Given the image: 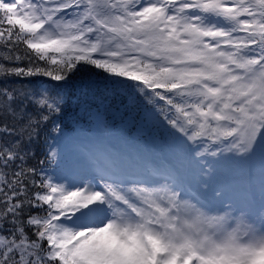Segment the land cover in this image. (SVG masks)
Listing matches in <instances>:
<instances>
[{
    "label": "snow or ice",
    "instance_id": "snow-or-ice-1",
    "mask_svg": "<svg viewBox=\"0 0 264 264\" xmlns=\"http://www.w3.org/2000/svg\"><path fill=\"white\" fill-rule=\"evenodd\" d=\"M82 74L71 135L0 87V264H264V0H0V78Z\"/></svg>",
    "mask_w": 264,
    "mask_h": 264
},
{
    "label": "trees",
    "instance_id": "trees-1",
    "mask_svg": "<svg viewBox=\"0 0 264 264\" xmlns=\"http://www.w3.org/2000/svg\"><path fill=\"white\" fill-rule=\"evenodd\" d=\"M42 63V62H41ZM39 78L40 83H45V86H48L49 88L54 89V92H56V95H59L63 98V107L62 112L58 118V122L63 123L64 116L69 115V113L72 111L73 103L77 104V98L82 90L86 89L89 92L98 93L100 96L104 95V84L100 81H88V77L86 75H79L75 76L74 78L68 80L67 82L61 81L57 82L54 80H51L50 78L43 77V76H34L28 79H19V78H9L7 80H4L3 78H0V87H25L32 90H39L36 89V84L34 82V79ZM65 88L66 94H61L58 92V90ZM120 100H123V98H119ZM115 102V98L113 99ZM29 111L33 112L35 114V109L33 106H29ZM50 131V126L47 129L41 130V135L38 140L34 142L32 145L33 151L35 152V157L29 161V166H38V163L40 160L45 158L46 153V144H45V132ZM36 214V213H34Z\"/></svg>",
    "mask_w": 264,
    "mask_h": 264
},
{
    "label": "rangeland",
    "instance_id": "rangeland-1",
    "mask_svg": "<svg viewBox=\"0 0 264 264\" xmlns=\"http://www.w3.org/2000/svg\"><path fill=\"white\" fill-rule=\"evenodd\" d=\"M88 81H92V80L88 79ZM86 92L87 91H84L83 94L81 95L82 96V99H81L82 103H80V105L76 104L74 106V108L72 109V111H71L72 118H67V122L70 124V126H69L70 128H65V130L70 135L73 133V131L77 128L78 125L80 127H84V128H90L91 127L89 120H88V117L86 116V114L81 109H82L83 105H85V104H91L92 107H95L96 103H93V102H96V101H93V100L90 101L87 97ZM108 120H109L111 126L113 127V129H115L114 126H116V128H119V129L124 127L123 121L118 116L114 117V116L109 115ZM63 125H65V124H63ZM63 125L61 124L62 127H64ZM135 131H136V129L134 127L129 128L127 134L131 135ZM94 132H95V130L93 129V133ZM55 135L56 134H52V137H54ZM160 138L162 140L164 139V137L162 135L160 136ZM140 141H141L140 142L141 144H143V143L145 144L146 142H148V144H150L152 146H156V145L151 144V138L149 136H141Z\"/></svg>",
    "mask_w": 264,
    "mask_h": 264
}]
</instances>
